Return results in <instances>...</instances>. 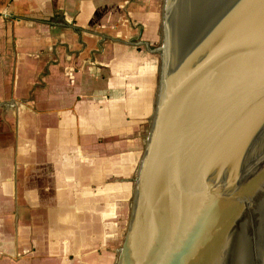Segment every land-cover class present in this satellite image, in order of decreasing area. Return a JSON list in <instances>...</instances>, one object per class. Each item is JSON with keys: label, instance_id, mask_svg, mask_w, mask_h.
<instances>
[{"label": "crops", "instance_id": "0c3cea01", "mask_svg": "<svg viewBox=\"0 0 264 264\" xmlns=\"http://www.w3.org/2000/svg\"><path fill=\"white\" fill-rule=\"evenodd\" d=\"M126 4L141 3L0 0V264H93L96 186L128 155L99 142L130 134L106 75Z\"/></svg>", "mask_w": 264, "mask_h": 264}, {"label": "water", "instance_id": "95a60500", "mask_svg": "<svg viewBox=\"0 0 264 264\" xmlns=\"http://www.w3.org/2000/svg\"><path fill=\"white\" fill-rule=\"evenodd\" d=\"M177 4L205 16L188 35L176 34ZM157 52L117 264H215L225 233L264 198V0H165Z\"/></svg>", "mask_w": 264, "mask_h": 264}, {"label": "rangeland", "instance_id": "374dc122", "mask_svg": "<svg viewBox=\"0 0 264 264\" xmlns=\"http://www.w3.org/2000/svg\"><path fill=\"white\" fill-rule=\"evenodd\" d=\"M129 1L132 3L134 0ZM138 1L141 4H126L124 8L130 21H125L129 34L119 38L124 46V62L120 58L123 68L106 74L115 78L112 80L113 93H116L113 99L127 107L129 118L124 124L128 125L130 134L99 139L104 145L118 143L115 146L119 162L122 153L128 155L123 167L116 169L115 175H108L107 183L102 180L100 183L104 184L96 186L98 190L102 189L106 198L102 197L101 210L93 212V221L101 224L98 231H93V264L118 262V250L127 231L137 169L157 102L161 73V56L157 50L163 43L165 0H156L155 3L154 0ZM153 13L155 18L151 17ZM137 14L140 19L135 17ZM123 17L126 18L125 15ZM127 72H130L129 76L125 75ZM119 76H124L125 81ZM101 213L104 215L100 216ZM81 261L80 264H83Z\"/></svg>", "mask_w": 264, "mask_h": 264}, {"label": "bare ground", "instance_id": "6f19581e", "mask_svg": "<svg viewBox=\"0 0 264 264\" xmlns=\"http://www.w3.org/2000/svg\"><path fill=\"white\" fill-rule=\"evenodd\" d=\"M177 7L179 25L176 27V34L179 32L178 34L188 35L195 28V24L200 23L199 20L202 21L205 16H195L190 12L183 15L184 4H177ZM176 53L178 55V51ZM249 208L250 216H246L248 218L246 227L242 226L236 232L230 230L225 233L222 248L218 247L219 253L215 264H264V198L259 204L255 203L254 207L251 205ZM207 264H214L211 254Z\"/></svg>", "mask_w": 264, "mask_h": 264}]
</instances>
